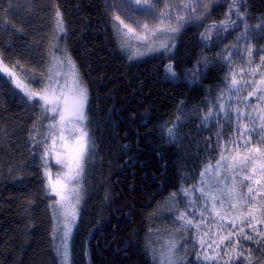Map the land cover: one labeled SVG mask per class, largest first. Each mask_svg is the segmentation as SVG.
<instances>
[{
    "label": "trees",
    "instance_id": "1",
    "mask_svg": "<svg viewBox=\"0 0 264 264\" xmlns=\"http://www.w3.org/2000/svg\"><path fill=\"white\" fill-rule=\"evenodd\" d=\"M9 1L0 0V264H59L36 144L38 100L17 87L13 72L15 65L39 71L37 47L49 49L54 21L88 92L94 142L70 263L158 264L164 235L176 243L180 264H192V232L175 223L174 195L184 173L200 166L203 137L196 123L184 126L181 142L165 141L160 128L189 116L219 85V50L264 15V0H218L169 49L144 59L123 47L106 0H51L52 11L32 0L44 16L37 21L11 17ZM252 264H264V255Z\"/></svg>",
    "mask_w": 264,
    "mask_h": 264
},
{
    "label": "rangeland",
    "instance_id": "2",
    "mask_svg": "<svg viewBox=\"0 0 264 264\" xmlns=\"http://www.w3.org/2000/svg\"><path fill=\"white\" fill-rule=\"evenodd\" d=\"M217 1L149 0L148 5H137L135 0H106V7L119 25L123 47L132 55L136 53L144 59L169 49L174 37L184 27L199 22ZM7 3L6 11L15 19L37 21L44 18L34 9L32 0H10ZM185 4L191 7H184ZM44 7L52 11V1L45 0ZM193 7L196 9L194 12ZM116 16L123 24L116 20ZM178 16L184 19L178 20ZM143 25H147V29ZM172 28L177 30L172 31ZM53 30L49 49L41 45L37 47L46 59V62L40 60L38 63L39 71L15 65L13 72L17 77L14 78L7 67L2 66V70L16 80L17 87L29 99L38 100L40 121L36 144H39L41 170L55 217L58 263L71 264L70 245L83 206L86 169L94 142L87 125L88 92L79 79L76 66L61 46L63 28L54 21ZM218 57L225 66L219 85L209 89L202 104L191 109L189 116L175 117L160 128L165 141L181 142L184 126L196 123L195 130L198 133L200 130L199 134L203 137L198 149L200 166L184 173L181 186L174 195L180 203L175 223L192 232V264H252L255 258L264 255V223L260 222L264 220V180L252 185L254 190H260L259 194L248 195L244 185L252 182L245 181L243 177L255 175L251 173L253 165L251 161L247 164L240 161L244 156L254 155L242 146L246 139L242 136L244 126L253 128V121L258 125L259 116L264 115V101L258 99L260 91L249 95L254 91L251 87L254 83L264 90V84H260L264 76V15L236 34L219 50ZM234 76L238 82L235 85L232 83ZM81 90L86 95L84 120L65 111V100L71 103L78 99ZM61 114L64 115L63 120ZM82 132L87 133L86 138ZM85 139L87 147L81 171L76 168V157ZM248 143L264 151V145L258 143L256 135H252ZM261 163L264 159L257 160V171ZM229 164L233 166L229 167ZM241 168L245 171L241 172ZM233 178L236 192L229 191ZM213 197L216 199L213 200ZM232 204L236 205L235 210L231 209ZM249 206L256 216V220L252 221L254 228L247 224L250 217H246V209ZM241 222L244 223L243 232ZM245 234L252 238H245ZM170 237L159 236L165 245L159 246L158 264H180V253Z\"/></svg>",
    "mask_w": 264,
    "mask_h": 264
},
{
    "label": "snow or ice",
    "instance_id": "3",
    "mask_svg": "<svg viewBox=\"0 0 264 264\" xmlns=\"http://www.w3.org/2000/svg\"><path fill=\"white\" fill-rule=\"evenodd\" d=\"M135 3L137 5H140L142 3L144 5H148L149 4V0H135ZM233 6H235V0H233ZM184 7H191V5L190 4H185ZM205 7H207V5H205ZM195 10H196L195 7H193L192 11L194 12ZM238 14H239V12H238ZM115 18H116V20L120 21L121 24H123V21L120 19L119 16H116ZM177 19L178 20H182V19H184V17L183 16H178ZM161 23H163V20H161ZM125 26L127 27V25H125ZM143 27L145 29H147L148 26L147 25H143ZM171 30L172 31H176L177 29L172 28ZM130 31H131V29H130ZM250 54L251 53H249V55ZM169 71H171L170 67H169ZM232 83L234 85L238 83L237 80L235 79V76L233 77ZM260 84H264V76L261 77ZM251 87L253 88L254 91L250 92L249 95H255L257 91H260L261 94L258 96V99L264 101V90L259 89V86L257 84H255V83ZM29 95H31V94H29ZM85 102H86V95L83 92V90H81L78 99H74L71 103H69L67 100H65V111L69 112L72 115H75V117L77 119H79V120H84L85 116H84L83 109H84V106H85ZM61 119L62 120L64 119V115L63 114H61ZM259 121L260 122L258 123V125H257L256 121H253L254 127L251 128V129H248L247 125H245L244 126L245 127V132L242 133V136H246L245 142H244V144L242 146L244 148H246L249 153H254L253 156H244V157H242L241 161H240L242 164H247L249 161H251V163L253 165V167L251 168V173H254L255 175L248 174V175H245L243 177V179L245 181H251L252 182L251 184L244 185V187L247 188V194L250 195V196L253 195L254 192H255V194H259L260 193V190L259 189H255L254 190L252 185L253 184H260L261 180H264V163H261V166H260L258 171H257V168L255 166L258 159H264V151H262L259 148H255L254 146H250L249 143H248V141H250L252 139V135H256L258 143L264 145V115L259 116ZM82 136L84 138H86L87 137V133L86 132H82ZM86 147H87V141L85 139V143L78 149V153H77V157H76V168L81 170V171H82L81 161L83 159V154H84V152L86 150ZM222 159H223V157H222ZM235 159L236 158L233 157V161H235ZM57 162L59 163L60 161L58 160ZM232 166H233V164H229V167H232ZM206 171H207V169H206ZM244 171H245V169L241 168V172H244ZM77 174L79 175V172ZM257 176H259L260 178L258 179ZM235 183H236L235 179L233 178V185L229 189L230 192H236L237 191ZM215 199H216V197H213V200H215ZM231 209L235 210L236 209V205L232 204L231 205ZM241 215H245V213H241ZM246 217H250V219L247 220L248 226H252L254 228V225H252V221L256 220V216L254 215V210H253V208L251 206H249L246 209ZM260 222L264 223V220H262ZM188 223H191V221H188ZM243 227H244V223L241 222V232H243ZM67 235H68V233L66 232L65 236H67ZM229 235H232V234L230 233ZM245 238L251 239L252 237L248 236L247 234H245ZM225 239H227V237H225ZM65 256L67 257V245H65Z\"/></svg>",
    "mask_w": 264,
    "mask_h": 264
},
{
    "label": "bare ground",
    "instance_id": "4",
    "mask_svg": "<svg viewBox=\"0 0 264 264\" xmlns=\"http://www.w3.org/2000/svg\"><path fill=\"white\" fill-rule=\"evenodd\" d=\"M169 201V200H168Z\"/></svg>",
    "mask_w": 264,
    "mask_h": 264
}]
</instances>
